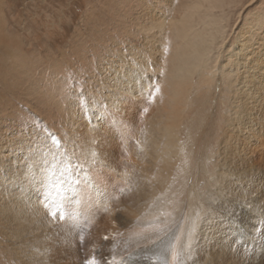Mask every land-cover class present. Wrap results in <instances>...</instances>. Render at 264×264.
Listing matches in <instances>:
<instances>
[{
    "label": "rangeland",
    "instance_id": "rangeland-1",
    "mask_svg": "<svg viewBox=\"0 0 264 264\" xmlns=\"http://www.w3.org/2000/svg\"><path fill=\"white\" fill-rule=\"evenodd\" d=\"M208 4H213L211 7L214 8L209 9ZM209 15L216 16L215 21ZM210 30L215 32L214 35L223 31L216 37L220 43L218 48L209 57L206 53L203 58L194 54L189 59L183 57L186 52L189 54L184 46L187 40H194L190 38L193 32L202 34H196L195 43L201 51L206 44L201 39ZM260 42L264 43V0H208L205 3L202 0H0L1 146L11 137L21 139L23 135L31 134L39 138L33 142L34 147L51 145L53 149L33 150L28 155L57 153L61 145L76 144L70 142L75 128L68 121V118L75 119L70 116L74 112L79 117L75 120L82 131L89 130L96 138L99 134L106 141L113 138L112 143L127 142L128 152L135 141L152 139V135H148L149 130L158 133L154 140L163 142L161 131L178 66L186 59L191 62L195 58L203 60L207 64L206 73L211 78L207 81L209 83H204V73L192 68L191 77L183 86L186 93L175 112L181 116L178 135L184 152L170 154L174 162L168 166L172 167L171 173L162 175L163 180L160 178L154 184L157 170L148 177L150 187L155 186V192L161 195L156 208H151L154 203L146 200H142L136 214L120 207L113 211L102 209L92 199L80 205L75 203L68 209L65 219L71 234L56 240L55 245L51 244L64 255H61V260L49 259L48 264L52 261L55 264H108L112 260L117 264H158L157 258L146 252L155 246V228L168 224L155 222V219L165 221L182 206L184 189L189 186L191 175H196L193 182L202 194L201 188L215 173L217 144L232 117L233 98L239 89L238 76L242 69L238 66L235 73L238 61H233L238 57L237 46L243 43L253 51ZM187 44L189 46V42ZM137 55L144 59L142 68H145L148 82L152 81V88L146 96L136 100L132 112L131 103L127 100L128 90H118L120 84L116 78V84L107 89V80L101 72L113 58H120V63L127 60L132 65ZM263 55L261 51L256 60L262 59ZM129 64L123 67L129 68ZM218 77L221 82L217 81ZM217 83H221L220 88ZM119 93L124 95V99L119 101L122 105H118L113 115L111 103ZM98 118L105 119L100 129L93 125ZM146 132L149 137L144 135ZM98 140L105 143L100 138ZM7 146L12 148L10 143ZM72 153L77 155L80 163L90 159L81 145ZM128 156L125 154L124 159L129 160ZM19 157H22L21 153ZM31 159L39 160L38 156L31 157L22 167ZM68 159V156L62 157L61 163H68ZM7 160L15 166L8 171V178L14 173L11 178L15 179V184L22 186L32 177L39 176L35 166L26 167L31 176L15 173L17 162L13 163V157ZM52 160L56 161L54 157ZM191 202H194L193 198ZM172 218L174 221L175 215ZM256 219L250 222L252 235L248 233V236L253 244L258 245L263 236L261 229L252 230L262 219H257L258 222ZM4 227L5 224L0 223V264H35L32 256L25 255L22 242L17 237L11 239L9 229ZM157 232L161 234V231ZM262 239L261 249L256 250L259 252L253 248L255 253L248 256L255 262L251 264H264ZM158 260L163 261L160 257Z\"/></svg>",
    "mask_w": 264,
    "mask_h": 264
},
{
    "label": "bare ground",
    "instance_id": "bare-ground-1",
    "mask_svg": "<svg viewBox=\"0 0 264 264\" xmlns=\"http://www.w3.org/2000/svg\"><path fill=\"white\" fill-rule=\"evenodd\" d=\"M202 1L205 3L208 0ZM211 6L207 5L209 9L214 8ZM209 16L215 21L216 16ZM199 19L201 21V17ZM200 30L202 31L201 28ZM222 32L217 31L216 35L213 30H210V33L205 32V38L202 37L201 41L206 44L201 51L196 48L197 44H195L198 32H193L190 37L194 39L192 41H190L191 39L188 41L186 36L189 46L186 43L184 48L189 54L186 52L183 57L189 59L194 54L195 57L200 55L203 58L204 53L209 57L220 45L216 37ZM198 35L202 34L198 33ZM261 44L262 42L258 43L253 51H249L250 49L246 45V47L243 46V43L237 46L238 57L233 61H238L235 63L237 66L235 73L238 71V66L242 69L238 76L239 89L233 98L232 117L222 130L221 138L217 144L215 173L210 177L211 179H207L205 186L201 188L203 195L197 187L195 188L193 180L196 175H191V182L187 189H184L185 197L182 206L174 214L167 216L165 221L155 219V222L163 221L168 224L166 227L162 225L161 228H155L153 233V239L155 238L156 241L155 246L146 252L156 257L158 264L161 262L164 264H251L254 260L248 259V256L254 254L257 249H261L259 244H262V237L264 238V55L262 59L256 60L261 51L264 53V43ZM137 57L132 65L127 60L120 63V58H113L112 64L108 63V66H105L101 72L103 78L107 80V89L116 84V78L120 84L118 90H128L127 100L131 103L132 112L136 100L140 96H146L150 87L152 88V81L148 82V79L145 78V68H142L145 66L144 59L139 55ZM187 59H182L183 62L178 66L177 75L174 77L176 80L174 90L168 97L170 104L168 109L165 108L167 116H165L161 131L165 139L163 142L154 140L158 133L155 130H149L148 135H152V139L135 141V145L132 150L129 149V153L127 142L112 143L113 138L106 141L99 134L96 138L89 130L82 131L81 125L78 126V122L75 120L79 117L74 112L70 116L75 119L68 118V121L75 128L74 138L70 142H76V144L61 145V149L57 153L47 154L48 156H45L44 152L41 156L38 153L28 155L33 150L52 151L53 149L51 145L34 147L33 142L39 138L31 134L29 136L25 134L20 137L21 139L11 137L4 146L0 145V202H2L0 204V223L5 224L9 229L11 239L17 237L22 242L25 255L32 256L35 264H48L49 259H62L61 255L64 253H59L57 247H52L51 244L55 245L56 240L71 234L65 219L68 209L73 208L75 203L80 205L81 202L88 203L89 199H92L95 203L98 202L102 209L113 211L120 207L136 214L142 200H146L154 203L151 208H156L161 201V195L159 192H155V186L150 187L148 177H151L154 174L153 171L157 170L155 179H153L155 184L156 181L161 180L160 178L165 172L169 175L172 167L168 168V166L174 162L170 159V154L184 152L182 139L178 135L181 116H177L175 112L178 110L181 97L186 93L183 86L187 78L190 79L192 68L204 73V83H209L207 81L211 80L206 73L208 70L205 61L202 62L203 60L195 58L194 62L189 60L188 62ZM127 64H129V68H124L123 66ZM218 78L217 81L221 82L222 79ZM217 86L220 88L221 83H217ZM121 99H124V95L119 93L117 98L113 99L111 106L122 105L119 102ZM128 102L127 104H129ZM100 116L103 117L104 114ZM98 119L97 122L93 121L96 129H100L101 122H105L103 118ZM144 135L149 137L147 132ZM99 138L105 143H100ZM8 143L12 144V148H8ZM30 145L32 146L30 147ZM80 145L90 157L89 160L86 159L88 162L80 163L81 160L72 153ZM64 151L67 153L64 154ZM124 152L127 156L130 154L129 160L124 159ZM19 153L22 154V157H19ZM35 156H38V161L31 159L26 166L22 167L28 159ZM64 156L69 157L68 163H61ZM9 157H13V163L17 162L15 173L31 176L26 167L35 166L39 176L32 177L22 186L15 184V179L11 178L14 173L10 174L8 178V171L15 168L7 160ZM52 157L56 161L52 160ZM57 159L60 162H57ZM158 174H160L159 177ZM145 178H147L146 183H144ZM152 192L155 193L150 196L149 194ZM192 198L194 202H191ZM198 198L199 200H197ZM238 204L244 206L239 207ZM53 211L57 213L55 218L51 216ZM61 215L64 217L63 219H60ZM174 215L176 218L172 221ZM178 218L181 219V222L178 221ZM256 218L263 221L257 224L258 227L256 226L255 230H252L261 229L263 236L258 245L253 244L248 236V233L251 234L249 232L250 222ZM168 229L171 232H168ZM157 231H161V234ZM164 232L166 236L162 238ZM144 240L146 239L142 241ZM158 240L160 241L157 242ZM28 245H30V250ZM253 248L254 252H252ZM14 252L17 253L16 250ZM18 256L21 257L20 254ZM158 257L163 261L158 260ZM52 262L55 264L54 261ZM107 263L117 264L118 262L115 263L112 260ZM135 264L141 263L136 262Z\"/></svg>",
    "mask_w": 264,
    "mask_h": 264
},
{
    "label": "snow or ice",
    "instance_id": "snow-or-ice-1",
    "mask_svg": "<svg viewBox=\"0 0 264 264\" xmlns=\"http://www.w3.org/2000/svg\"><path fill=\"white\" fill-rule=\"evenodd\" d=\"M110 111H112L113 115L116 113L117 111V106L116 105H112L111 108H110ZM239 207H243L244 205L243 204H238ZM57 215V213L55 211L51 212V216L53 218H55ZM64 217L61 215L60 216V219H63Z\"/></svg>",
    "mask_w": 264,
    "mask_h": 264
}]
</instances>
